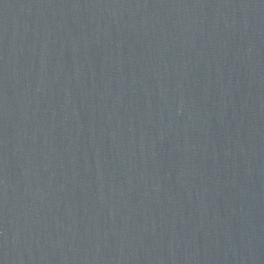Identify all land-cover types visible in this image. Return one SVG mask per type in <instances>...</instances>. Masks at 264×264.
I'll use <instances>...</instances> for the list:
<instances>
[{
    "label": "water",
    "instance_id": "obj_1",
    "mask_svg": "<svg viewBox=\"0 0 264 264\" xmlns=\"http://www.w3.org/2000/svg\"><path fill=\"white\" fill-rule=\"evenodd\" d=\"M0 264H264V0H0Z\"/></svg>",
    "mask_w": 264,
    "mask_h": 264
}]
</instances>
